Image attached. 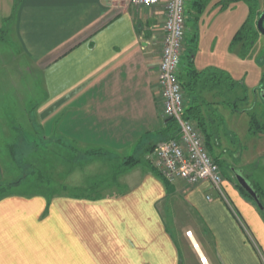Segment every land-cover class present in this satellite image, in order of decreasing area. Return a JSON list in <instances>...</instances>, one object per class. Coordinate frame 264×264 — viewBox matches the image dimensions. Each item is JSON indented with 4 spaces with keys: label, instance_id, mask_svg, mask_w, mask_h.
Segmentation results:
<instances>
[{
    "label": "crops",
    "instance_id": "crops-1",
    "mask_svg": "<svg viewBox=\"0 0 264 264\" xmlns=\"http://www.w3.org/2000/svg\"><path fill=\"white\" fill-rule=\"evenodd\" d=\"M258 3L263 13L264 0ZM186 10L194 22L186 25V36L199 37L196 70L224 71L237 81L231 54L238 45L232 41L238 16L241 26L248 18L247 4L187 0ZM165 20V1L141 8L129 0H0V47L6 30L19 48L15 60L42 79L41 130L93 152L90 157L148 162L172 136L158 85ZM255 87L262 98L264 90ZM14 121L0 126H20ZM4 160L0 154V182ZM141 163L120 166L112 194L1 197L0 264H202L201 257L207 264H264L262 220L231 185L224 181V197L206 183L190 189L171 184L169 193L151 164ZM91 174L81 173L71 186L101 184ZM176 198L197 222L188 227L191 236L170 228Z\"/></svg>",
    "mask_w": 264,
    "mask_h": 264
},
{
    "label": "rangeland",
    "instance_id": "rangeland-1",
    "mask_svg": "<svg viewBox=\"0 0 264 264\" xmlns=\"http://www.w3.org/2000/svg\"><path fill=\"white\" fill-rule=\"evenodd\" d=\"M240 18L241 16L237 18L238 30L242 23ZM258 19L259 17L254 21L255 27ZM193 24V18L187 13L188 27L192 28ZM192 37L186 36L185 46ZM260 37V44L255 45V50L253 49L247 59L241 57L239 45L235 52L236 56L231 54V68L234 72L232 74L237 78V85L233 91L217 90L211 84L204 85V81L198 83L197 90L205 100L202 110L207 118L212 117L211 115L216 111L221 116L225 115L222 124L218 121L216 123L218 134L210 141L209 151L214 159L224 154V163L220 169L226 183L235 190L236 182L229 167L244 170L248 183L261 191L264 205V133L250 135L252 116L264 124V101L259 93L255 95L252 92L253 87L256 86L257 89L258 85L264 90V36ZM12 40L5 34L4 47H0V57H2L0 59L5 60V63L0 65V121L14 117V120L17 118L14 123H20V126H0V154L5 157L6 166V178L5 181L0 182V193L8 191V194L11 193L13 196L45 194L52 197L57 195L94 197L112 194L113 191L118 190L111 184L120 174V166H123L124 170L130 168L126 165L129 159L141 160L142 163L148 164L146 160L137 156L126 159L125 162L120 161V158L114 160L108 159L109 156L105 158L106 154L100 153H98L100 158L90 157L88 153L93 152L81 149L69 141L55 139L41 130L36 121L37 110L47 97L46 91L40 75L29 72L28 68H31L24 60L22 62L15 60L19 48L11 42ZM3 48L5 51L1 53ZM229 103H236L235 108L228 106ZM85 171L92 173L94 180L97 178L101 184H93L87 190L73 188L71 183L76 182ZM92 181L90 179V182ZM186 188L190 189V187ZM225 195L227 196L226 193ZM241 197L252 204V208L258 213L264 225V216L255 207L256 204ZM175 201L171 208L172 218L169 220V225L179 235L184 231L183 234L187 237L188 232H191L188 227L193 228L198 225L193 215L184 211L179 198ZM234 211L240 217L238 211L236 209ZM199 230V234L202 235L201 229ZM189 244V248H193L192 244Z\"/></svg>",
    "mask_w": 264,
    "mask_h": 264
},
{
    "label": "built area",
    "instance_id": "built-area-1",
    "mask_svg": "<svg viewBox=\"0 0 264 264\" xmlns=\"http://www.w3.org/2000/svg\"><path fill=\"white\" fill-rule=\"evenodd\" d=\"M165 1L162 54L158 85L165 118L178 128L177 138L157 145L149 156L154 168L169 184L196 187L206 183L224 197V177L211 156L206 139L197 124L186 117L187 97L182 87V56L186 45L187 0H129L136 7H158ZM211 198L208 196V200ZM192 232H188V236ZM207 264L205 257L200 259Z\"/></svg>",
    "mask_w": 264,
    "mask_h": 264
},
{
    "label": "trees",
    "instance_id": "trees-1",
    "mask_svg": "<svg viewBox=\"0 0 264 264\" xmlns=\"http://www.w3.org/2000/svg\"><path fill=\"white\" fill-rule=\"evenodd\" d=\"M240 1H244L245 3L248 4L249 15L247 20L243 23L241 28L236 33L232 41V45H241V57L247 58L255 48V45L258 43V40L261 35L257 30V23H256V27L254 25L255 19L260 17L261 14H259L257 11L258 0H230V2H240ZM5 34L6 37H8V32L6 30H2L1 39L3 41H5ZM198 41H199L198 34H195L190 39V41L187 42V46H185L186 48L182 56V72L180 75V80L182 82V87L184 89V92L188 97L186 117L189 120L194 121L197 124V126L200 128L201 132L205 136L206 143L209 148V146L211 145L210 141L218 134V125L216 123L218 121L222 124L224 118L217 111L213 112V114L211 115L212 117L210 118H207L208 116L207 117L205 116L202 110V107L205 106L204 105L205 100L199 95L197 90L198 87L197 85L200 81H204V85L207 86L211 84L212 86H214L215 89L217 88V90L227 89L229 91H233L236 88L237 83L232 79V77L228 73L224 71L214 70L211 73L209 71L201 73L196 70L194 57L196 56L198 51ZM228 106L235 108L236 103H229ZM168 129L172 133L170 139L177 138L178 128L173 121H170ZM263 133H264V124H261L255 116H252L250 122V135L256 136L258 134H263ZM154 149L152 150V152L154 151ZM214 160L220 167L218 159H214ZM141 162H142L141 160L134 161V159H129L126 165L133 167ZM153 169H154L153 172L162 178L161 174L154 167ZM164 182L166 183L168 192L172 193L173 189L171 188V184H169L165 180ZM238 188L241 191V195L245 199L252 201V198L242 188H240L239 186ZM258 191L260 192V190ZM0 194H2L0 195V197H5L6 195L7 196L9 195L8 191H3Z\"/></svg>",
    "mask_w": 264,
    "mask_h": 264
},
{
    "label": "water",
    "instance_id": "water-1",
    "mask_svg": "<svg viewBox=\"0 0 264 264\" xmlns=\"http://www.w3.org/2000/svg\"><path fill=\"white\" fill-rule=\"evenodd\" d=\"M257 30L261 35L264 36V12L260 15L257 21ZM264 83V82H263ZM262 99L264 100V93L262 94ZM238 185L255 201L257 206L264 210V207L260 201V197L257 192L252 188L248 181L241 175L237 176Z\"/></svg>",
    "mask_w": 264,
    "mask_h": 264
},
{
    "label": "flooded vegetation",
    "instance_id": "flooded-vegetation-1",
    "mask_svg": "<svg viewBox=\"0 0 264 264\" xmlns=\"http://www.w3.org/2000/svg\"><path fill=\"white\" fill-rule=\"evenodd\" d=\"M223 155L224 154H222L221 156H220V158H218V162H219V164H220V167L222 166V164L224 163V158H223ZM222 168V167H221ZM229 171L233 174V177H234V180H235V182H236V184H235V190L236 191H238L237 193L238 194H240V196H242L241 195V191L239 190V188H238V181H237V176L238 175H241L242 177H244L245 179H246V176H245V174H244V170H235V168H232V167H229ZM247 180V179H246ZM240 187V186H239ZM241 188V187H240ZM252 188L257 192V194L259 195V197H260V201H261V203H262V199H263V196H262V194H261V191L259 192L258 190L259 189H257L256 187L254 188L253 186H252ZM257 189V190H256ZM259 192V193H258ZM248 201H250V200H248ZM250 202H252V203H255V201L252 199V201H250ZM256 204V203H255ZM263 205V204H262ZM255 207L256 208H258V210L263 214V216H264V210H261L258 206H257V204L255 205ZM263 207H264V205H263Z\"/></svg>",
    "mask_w": 264,
    "mask_h": 264
},
{
    "label": "bare ground",
    "instance_id": "bare-ground-1",
    "mask_svg": "<svg viewBox=\"0 0 264 264\" xmlns=\"http://www.w3.org/2000/svg\"><path fill=\"white\" fill-rule=\"evenodd\" d=\"M259 32V31H258ZM263 82H264V78H263ZM206 145H207V143H206ZM208 147V146H207ZM209 149V148H208ZM148 162H150L151 164H152V162L148 159ZM152 166H153V164H152ZM154 167V166H153ZM219 169H220V167H219ZM220 172H221V169H220ZM221 174H222V172H221ZM189 236H191V234L189 235Z\"/></svg>",
    "mask_w": 264,
    "mask_h": 264
}]
</instances>
